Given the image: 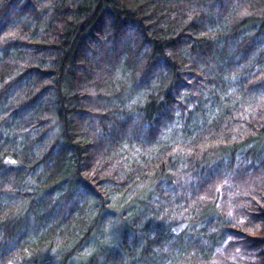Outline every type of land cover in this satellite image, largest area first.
Segmentation results:
<instances>
[{
    "label": "clouds",
    "instance_id": "9594fccd",
    "mask_svg": "<svg viewBox=\"0 0 264 264\" xmlns=\"http://www.w3.org/2000/svg\"><path fill=\"white\" fill-rule=\"evenodd\" d=\"M0 264H264V0H0Z\"/></svg>",
    "mask_w": 264,
    "mask_h": 264
},
{
    "label": "trees",
    "instance_id": "16d2710c",
    "mask_svg": "<svg viewBox=\"0 0 264 264\" xmlns=\"http://www.w3.org/2000/svg\"><path fill=\"white\" fill-rule=\"evenodd\" d=\"M138 15H139V14H138ZM94 22H95L94 19H93L92 21H89L88 26L90 27L91 24L94 23ZM145 24H147V21H145ZM82 32H83V30H81V34H82ZM65 47L67 48V47H69V45L66 44ZM69 62H70V56H69Z\"/></svg>",
    "mask_w": 264,
    "mask_h": 264
}]
</instances>
